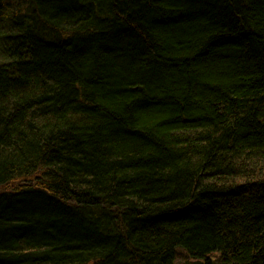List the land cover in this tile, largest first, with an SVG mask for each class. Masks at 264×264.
Returning a JSON list of instances; mask_svg holds the SVG:
<instances>
[{"label": "trees", "instance_id": "16d2710c", "mask_svg": "<svg viewBox=\"0 0 264 264\" xmlns=\"http://www.w3.org/2000/svg\"><path fill=\"white\" fill-rule=\"evenodd\" d=\"M183 255L264 264V0H0V264Z\"/></svg>", "mask_w": 264, "mask_h": 264}, {"label": "rangeland", "instance_id": "374dc122", "mask_svg": "<svg viewBox=\"0 0 264 264\" xmlns=\"http://www.w3.org/2000/svg\"><path fill=\"white\" fill-rule=\"evenodd\" d=\"M183 261L182 260H180V264H193V261L192 262H190V260L189 259H187L184 255H183Z\"/></svg>", "mask_w": 264, "mask_h": 264}]
</instances>
